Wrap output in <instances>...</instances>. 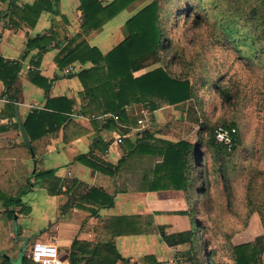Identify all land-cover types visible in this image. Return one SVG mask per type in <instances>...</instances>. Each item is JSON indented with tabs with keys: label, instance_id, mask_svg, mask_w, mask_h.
Instances as JSON below:
<instances>
[{
	"label": "crops",
	"instance_id": "0c3cea01",
	"mask_svg": "<svg viewBox=\"0 0 264 264\" xmlns=\"http://www.w3.org/2000/svg\"><path fill=\"white\" fill-rule=\"evenodd\" d=\"M39 1L0 0V264L16 258L21 262L32 243L49 240L64 264H69L74 239L91 247L112 242L129 260L116 264H188L183 257L190 244L169 245L160 230L168 235L193 227L190 175L184 189L163 187L164 182L158 181L157 190H150L151 182L160 176L155 169L163 159L162 141L179 139L146 128L138 131L136 123L141 112L157 117L181 103L158 102L150 110L136 93L127 91L123 98L127 104L115 119L106 107L111 99L118 102L112 96L119 90L116 76L107 79L108 99L98 91L87 94L78 77L92 67L104 68L106 76L105 56L128 36L125 22L136 10L127 6L88 32L80 28L84 20L80 0H45L50 5L39 12L33 25L13 12L15 7ZM41 36L49 40L46 49L27 47L29 40ZM80 43L97 49V63L81 57L59 65L58 59ZM69 66L72 70L66 74ZM142 68L133 70V75L146 72L139 73ZM49 100H56L54 106L48 105ZM33 110L45 112L40 127L44 132L31 139L25 121ZM18 120L26 129L28 145ZM119 135L123 141L115 143ZM79 156L109 167L112 174L92 168ZM44 170H53L59 179L56 194H49L34 176ZM92 190L105 197L95 194L83 199ZM107 199L113 203H104Z\"/></svg>",
	"mask_w": 264,
	"mask_h": 264
},
{
	"label": "rangeland",
	"instance_id": "374dc122",
	"mask_svg": "<svg viewBox=\"0 0 264 264\" xmlns=\"http://www.w3.org/2000/svg\"><path fill=\"white\" fill-rule=\"evenodd\" d=\"M152 1L134 0L129 7L136 10ZM156 1L162 44L146 57L139 73L163 67L173 77L188 79L193 95L157 117L141 112L147 122L143 128L172 139L200 141L196 151L205 155L204 161L191 165L195 239L186 246L183 259L188 264H236L232 248L262 236L258 256L264 264V225L258 212H264V7L260 5L256 27L251 13L250 22L234 25L233 41L224 33L225 2ZM244 7L251 11L248 2ZM219 88L228 89L230 98L224 99ZM225 123H235L239 143L224 161L232 169L224 178L214 172L217 150H211L206 140ZM203 182L199 194L195 186ZM249 202L258 209L250 210ZM15 260L10 264H21Z\"/></svg>",
	"mask_w": 264,
	"mask_h": 264
},
{
	"label": "trees",
	"instance_id": "16d2710c",
	"mask_svg": "<svg viewBox=\"0 0 264 264\" xmlns=\"http://www.w3.org/2000/svg\"><path fill=\"white\" fill-rule=\"evenodd\" d=\"M134 0H111L106 3H102L100 0H80V8L83 11V24L80 26L82 30L88 32L91 29H97L101 27L105 22L111 19L115 14L122 9L129 6ZM213 3H223L226 5L221 6L223 8V26L224 33L232 38L233 41L237 40L234 33V25L240 23V26L250 22L252 18H248V14L253 15L251 21L255 27L259 19L260 8L264 7V0H210ZM244 1L248 2V5L252 6L251 11L244 7ZM49 3L45 0H40L34 5H25L23 8L15 7L14 14L20 15L25 21H28L33 25L39 15V12L46 7H49ZM255 5V6H253ZM260 5H263L260 7ZM159 5L156 0L141 6L126 20L125 24L128 30V36L115 46L108 55L105 56L106 60V76L105 69L100 67H92L87 71L79 73L78 77L84 87V91L89 94V91H98L101 94H106L105 88L108 77H115L118 79L119 90L113 93L118 102L114 103L111 99V104L106 107V111L111 112L113 115L121 116L124 111V106L127 104L123 100L124 95L127 96V91H132L137 95V100L142 103H148L149 109L154 110L159 106L158 102H164L166 104H178L187 101L193 95L192 85L188 79H181L171 76L163 67H155L140 75L134 76L132 71L141 67L142 62L149 54L155 52L160 44L161 31L157 25L159 19ZM49 44L48 38L41 36L33 40H29L27 47L39 46L40 51L47 48ZM97 49L89 47L86 43H80L69 50L62 58L58 59L59 65H69L76 59L83 57L97 63L99 55ZM68 74V73H66ZM94 81L89 82L92 76ZM104 75V76H103ZM88 80V82L86 81ZM36 81V80H34ZM45 90L49 88V84H43ZM93 86V87H92ZM219 93L224 99L230 98V91L225 88H219ZM108 99V95L106 96ZM105 98V97H104ZM57 100V99H56ZM49 100L48 105L54 106L52 101ZM108 104V100L106 102ZM90 116V114H88ZM97 116V115H96ZM45 112L39 110H33L25 121V127L31 139L39 137L43 134V126ZM229 130H234L232 133L234 146L229 149L226 146L216 142L214 130L209 134V138L206 140L207 146L212 150H217L214 153V164L216 168L214 172L225 178L226 174L232 172V169L224 163L226 161L229 152L234 150L235 146L239 143V135L237 133L235 123L222 124ZM40 128V129H39ZM163 147L159 150L163 159L159 165L156 166L155 173L160 174L157 179L153 180L150 185V190H157L156 184L158 181H163V187H169L176 190L184 189L188 176L191 174V165L198 164L197 160H205V155H201V151H196L200 144L198 141L196 144L189 143L185 140H179L177 142L162 141ZM137 149L139 147H136ZM83 163L91 166L94 169H98L107 174L112 172L103 166H100L92 161L87 160L83 156L79 158ZM37 179L42 181V185L47 189L49 194H56L59 191V179L54 175L53 170L40 171L34 175ZM201 180L206 181V177L201 175ZM197 190L199 194H203V189ZM93 192V193H92ZM105 197L98 190H92L84 198H91L93 195ZM106 204L111 205L113 202L111 199H107ZM251 206L250 210L258 209L254 203H248ZM261 214V220L264 225V212L262 209H258ZM119 221H122L119 219ZM161 229V228H160ZM163 239L169 244H183L189 243L190 246L195 239V230L192 227L189 230L181 231L173 234H165L163 229L160 230ZM123 232V231H122ZM236 264H260L259 256L263 251V238L259 236L255 241L250 243L234 246L233 248ZM69 264H116L117 260L129 262L128 259L121 257L116 251L114 244L106 242L101 245L91 247L89 244H83L74 239L69 249ZM21 264H37L33 262L26 255H22ZM214 264V263H213Z\"/></svg>",
	"mask_w": 264,
	"mask_h": 264
},
{
	"label": "built area",
	"instance_id": "2783aa9c",
	"mask_svg": "<svg viewBox=\"0 0 264 264\" xmlns=\"http://www.w3.org/2000/svg\"><path fill=\"white\" fill-rule=\"evenodd\" d=\"M72 67L69 66L65 69V73H70ZM115 119H119L118 115H114ZM138 131H141L146 122L143 119H138ZM234 130H229L223 126H217L214 130L216 142L231 149L234 146L232 133ZM123 135H119L115 138V143H121L123 141ZM28 258L37 264H64L62 256L59 254L57 246L53 240L49 241H37L32 243L28 248Z\"/></svg>",
	"mask_w": 264,
	"mask_h": 264
},
{
	"label": "water",
	"instance_id": "95a60500",
	"mask_svg": "<svg viewBox=\"0 0 264 264\" xmlns=\"http://www.w3.org/2000/svg\"><path fill=\"white\" fill-rule=\"evenodd\" d=\"M18 122H19L21 137H22L24 143L28 145L30 141H29V137H28V134L26 132V129L20 120H18ZM29 150H30L31 155L34 156V152H33L32 147H29ZM33 164L35 165V160L33 161ZM34 171H35V168L33 169V172Z\"/></svg>",
	"mask_w": 264,
	"mask_h": 264
}]
</instances>
